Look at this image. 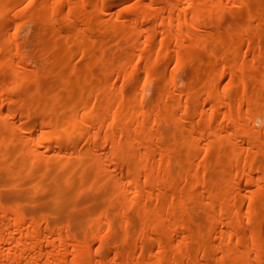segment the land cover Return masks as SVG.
<instances>
[{"label":"bare ground","instance_id":"1","mask_svg":"<svg viewBox=\"0 0 264 264\" xmlns=\"http://www.w3.org/2000/svg\"><path fill=\"white\" fill-rule=\"evenodd\" d=\"M0 264H264V0H0Z\"/></svg>","mask_w":264,"mask_h":264},{"label":"rangeland","instance_id":"2","mask_svg":"<svg viewBox=\"0 0 264 264\" xmlns=\"http://www.w3.org/2000/svg\"><path fill=\"white\" fill-rule=\"evenodd\" d=\"M76 60V59H75ZM77 61V60H76Z\"/></svg>","mask_w":264,"mask_h":264}]
</instances>
